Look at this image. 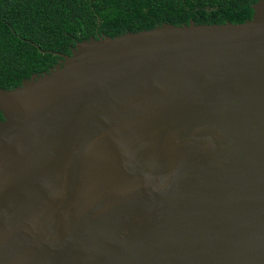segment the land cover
Instances as JSON below:
<instances>
[{"label":"water","instance_id":"water-1","mask_svg":"<svg viewBox=\"0 0 264 264\" xmlns=\"http://www.w3.org/2000/svg\"><path fill=\"white\" fill-rule=\"evenodd\" d=\"M242 23L79 42L0 86V264H264V0Z\"/></svg>","mask_w":264,"mask_h":264},{"label":"trees","instance_id":"trees-1","mask_svg":"<svg viewBox=\"0 0 264 264\" xmlns=\"http://www.w3.org/2000/svg\"><path fill=\"white\" fill-rule=\"evenodd\" d=\"M259 0H0V86L48 72L79 42L163 25L242 23ZM3 115L0 111V121Z\"/></svg>","mask_w":264,"mask_h":264},{"label":"flooded vegetation","instance_id":"flooded-vegetation-1","mask_svg":"<svg viewBox=\"0 0 264 264\" xmlns=\"http://www.w3.org/2000/svg\"><path fill=\"white\" fill-rule=\"evenodd\" d=\"M60 60V59H59ZM59 62V61H58Z\"/></svg>","mask_w":264,"mask_h":264}]
</instances>
